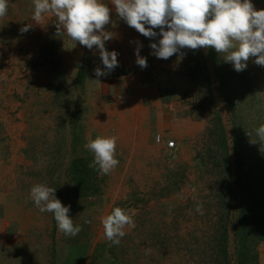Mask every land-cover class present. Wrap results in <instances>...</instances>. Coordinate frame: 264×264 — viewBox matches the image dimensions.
Wrapping results in <instances>:
<instances>
[{
    "label": "rangeland",
    "instance_id": "obj_1",
    "mask_svg": "<svg viewBox=\"0 0 264 264\" xmlns=\"http://www.w3.org/2000/svg\"><path fill=\"white\" fill-rule=\"evenodd\" d=\"M104 2L111 9L105 30L121 34L128 25L110 0ZM251 2L264 9V0ZM33 12V0H8L7 14L0 18V264H217L210 260L211 247L225 222L229 262L237 264L234 228L241 191L231 115L209 49H181L168 59L157 58L146 45L158 44L156 28V37L141 34L147 60L141 68L128 53H118L124 47L113 36L105 48L118 54L121 76L114 79L96 46L90 50L66 33L58 37L55 15L45 13L37 24ZM26 25L31 27L21 32ZM254 61L248 60L246 71L256 100L243 107L264 109V66ZM96 68L106 74L97 77ZM241 115L245 159L252 162L246 167L256 171L264 143L250 139H257L254 130L264 121L242 108ZM218 116L232 147L229 181L212 161ZM159 134L176 149L156 144ZM97 136L116 137L119 164L107 175L93 176L99 195L77 198L71 162L85 156L89 166L93 154L84 145ZM35 184L56 188V197L71 206L69 215L82 229L77 236L66 237L53 215L34 205L30 189ZM222 189L230 191L229 213ZM115 207L134 220L119 245L106 239L101 223ZM98 247L104 248L102 255ZM257 255L258 264H264V243Z\"/></svg>",
    "mask_w": 264,
    "mask_h": 264
},
{
    "label": "clouds",
    "instance_id": "obj_2",
    "mask_svg": "<svg viewBox=\"0 0 264 264\" xmlns=\"http://www.w3.org/2000/svg\"><path fill=\"white\" fill-rule=\"evenodd\" d=\"M115 12L129 27L147 38L157 36L151 43V54L168 59L181 49L207 50L212 48L225 62L231 63L237 72L247 68V62L255 57V63L264 66V9L256 10L251 0H110ZM32 19L37 24L43 14L52 13L57 19L56 35L63 34L74 42L92 49L96 46L102 63L108 71L118 66L117 52H109L105 41L113 33L105 30L110 23L111 9L104 0H33ZM8 0H0V18L7 14ZM147 25V26H146ZM26 25L21 32H26ZM136 63L147 67L146 58L136 49ZM95 75L106 73L96 68ZM96 82H99L96 80ZM256 140L264 143V124L255 130ZM251 138V133H246ZM85 149L93 154L90 168L101 174H109L119 164L116 158V137L97 136L88 140ZM56 188L35 184L30 189V198L40 212L53 215L58 231L66 237H75L82 230L69 215L70 205L65 206L55 195ZM196 210L202 213V205ZM104 235L113 245H119L125 236L126 227H134L132 215L121 207H115L102 217Z\"/></svg>",
    "mask_w": 264,
    "mask_h": 264
},
{
    "label": "trees",
    "instance_id": "obj_3",
    "mask_svg": "<svg viewBox=\"0 0 264 264\" xmlns=\"http://www.w3.org/2000/svg\"><path fill=\"white\" fill-rule=\"evenodd\" d=\"M210 56L214 62L215 74L217 76V82L221 89V95L224 102L228 106L229 113L231 115L232 122V146L234 150V156L236 157V180L240 186L241 199L239 205V211L237 216V224L235 225L234 241H235V255L237 264H258L257 246L264 243V152L262 153L263 163L258 162L256 171L248 170L246 167L244 152L245 145H243V117L241 115V108L248 112L253 111L260 114L262 122L264 121V109L263 107H243L248 103H253L256 100L253 85L248 82V71L243 70L237 72L231 63H227L223 60L219 54L212 48H209ZM198 58H199V54ZM205 68V61L203 64ZM243 72V73H242ZM83 71L78 74V79H83ZM249 98L247 101L246 99ZM255 103V102H254ZM218 124H216L215 131L212 132V139L216 146H218L216 157L213 162L218 168L221 169L219 174L225 181H229L233 174L231 163L232 147L230 146V139L228 133L222 123L220 116L217 117ZM247 132L244 133L246 136ZM243 149V150H242ZM213 150L208 151L210 156H213ZM214 153V154H215ZM90 159L87 157H74L71 162V173L73 181V195L77 198L82 197H94L100 194V187L94 181L93 176H96L98 169H91L88 166ZM246 167V168H245ZM222 200L226 201L228 206V213L230 212L229 190L222 189L220 191ZM224 218V217H223ZM221 234L214 238L212 255L210 260L217 264H230L229 251H228V227L226 222L221 223ZM98 254L102 255L104 248H97ZM206 258L203 255L202 261Z\"/></svg>",
    "mask_w": 264,
    "mask_h": 264
},
{
    "label": "crops",
    "instance_id": "obj_4",
    "mask_svg": "<svg viewBox=\"0 0 264 264\" xmlns=\"http://www.w3.org/2000/svg\"><path fill=\"white\" fill-rule=\"evenodd\" d=\"M113 20L114 18H112V21ZM123 26L125 27L127 25H123ZM108 29L111 30V27ZM126 29L124 28L121 34L119 33L117 35L113 34V36L115 37L114 41L116 40L118 44L117 46L124 47V49L119 50L118 53L124 56H126L125 54L128 53L130 55L129 58L131 59V61L132 60L136 61L137 59L136 49L139 48V54L140 56H142V54H144L143 45H145V42L143 40L142 35L138 33L134 28L128 26ZM112 45L114 47V44ZM146 45L150 46V44H146ZM125 46H128V48H126Z\"/></svg>",
    "mask_w": 264,
    "mask_h": 264
},
{
    "label": "built area",
    "instance_id": "obj_5",
    "mask_svg": "<svg viewBox=\"0 0 264 264\" xmlns=\"http://www.w3.org/2000/svg\"><path fill=\"white\" fill-rule=\"evenodd\" d=\"M107 74L114 79H118L121 76L120 71L117 67H115L111 71L107 70ZM155 142H156V144L163 146V148H165V150H167V151H174L176 149V143L174 141L166 140L160 134L156 135Z\"/></svg>",
    "mask_w": 264,
    "mask_h": 264
}]
</instances>
